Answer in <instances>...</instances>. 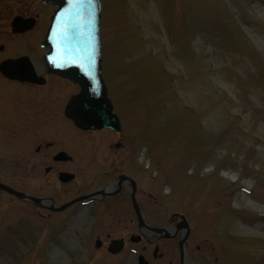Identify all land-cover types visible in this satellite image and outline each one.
Segmentation results:
<instances>
[{
	"label": "rangeland",
	"instance_id": "rangeland-1",
	"mask_svg": "<svg viewBox=\"0 0 264 264\" xmlns=\"http://www.w3.org/2000/svg\"><path fill=\"white\" fill-rule=\"evenodd\" d=\"M102 1L104 75L126 149L114 156L115 133L83 135L55 120L62 81L37 87L1 78L0 165L4 153H17L16 162L27 155L42 124L77 153V166L65 163L76 176L68 183L58 179L62 165L48 173L28 163L1 167L0 180L61 205L107 183L103 173L115 165L136 167L141 185L168 207L202 217L204 235L264 262V0ZM9 46L0 60L27 45ZM112 202L53 213L1 191L0 264H122L107 251L122 234Z\"/></svg>",
	"mask_w": 264,
	"mask_h": 264
},
{
	"label": "flooded vegetation",
	"instance_id": "flooded-vegetation-1",
	"mask_svg": "<svg viewBox=\"0 0 264 264\" xmlns=\"http://www.w3.org/2000/svg\"><path fill=\"white\" fill-rule=\"evenodd\" d=\"M54 10L53 4L45 3L43 0H0V41L2 42L0 49L3 50L5 46L10 48V41L17 45L24 43L27 45L26 51L16 52L13 56L1 59L0 62L10 57L28 56L36 73L44 82L12 79L3 75L1 71L0 80L2 78L5 81L37 87H53L54 83H57L55 80L62 81L64 92L55 98L57 105L51 110L55 114V120L65 119L76 131L82 132L83 135L91 134L96 131L79 128L74 120L65 115L66 104L71 96L79 91V86L66 78L48 73L45 67L43 56L46 48H43L42 41ZM17 16L30 21L25 23L20 30L15 31L13 19ZM6 20L9 22L6 23ZM6 38L9 42H6ZM11 54L13 53L10 52L9 55ZM36 127L39 130L31 135L30 152L27 155L23 152L19 153L18 162H16L17 153L11 154L9 158L7 155L10 152L4 153L1 157L5 163L1 162L5 166L1 164L0 168L12 169L18 163H28V166L31 165L35 169L40 165H46L45 171L48 173L56 171L57 165H62L58 173L71 172L70 168L66 169L65 163L68 164L67 166H77L75 162L77 153L60 145L53 128L48 129L47 132H41L43 131L42 124ZM50 130H52L51 134H49ZM111 133H115L114 136L118 137L114 145H111L113 155L116 156L120 150L126 149L124 133L113 131ZM74 145L88 148L92 146L87 140L83 142L77 140ZM103 174L108 175L109 180L101 187H110L112 191L109 198L114 202L109 207V211L113 212L114 218L120 217V223L116 224V227L122 233L110 238L107 247L110 248L114 239L122 240L120 252H109L113 256H121L122 264L125 261L132 262V259L134 264H264L256 258L257 256L252 253L251 249L247 253L238 247L226 246L210 235H204L205 232L201 229L203 223L200 218L202 217L199 216L200 218L198 217L194 222L189 210L168 207V201H162L155 191L150 188L145 189L141 185L139 170L136 167L128 169L125 166L115 165ZM40 197L50 198V196ZM247 256L250 257L249 260L245 259Z\"/></svg>",
	"mask_w": 264,
	"mask_h": 264
},
{
	"label": "water",
	"instance_id": "water-1",
	"mask_svg": "<svg viewBox=\"0 0 264 264\" xmlns=\"http://www.w3.org/2000/svg\"><path fill=\"white\" fill-rule=\"evenodd\" d=\"M58 6L44 46L49 47L46 63L49 71L69 77L81 85V92L75 95L67 107V114L75 118L84 129L112 128L119 130L120 120L113 112V104L108 96L107 86L102 77V1L101 0H45ZM18 20L16 21V23ZM19 23V22H18ZM2 72L20 80H34L25 58L8 60L1 65ZM74 175L62 172L60 179L69 181ZM1 188L14 192L17 196L42 203L43 200L14 191L0 183ZM95 192L88 196H96ZM82 197V198H86ZM76 199L69 204L76 202ZM69 204L53 208L63 210ZM121 241L112 242L111 247Z\"/></svg>",
	"mask_w": 264,
	"mask_h": 264
}]
</instances>
